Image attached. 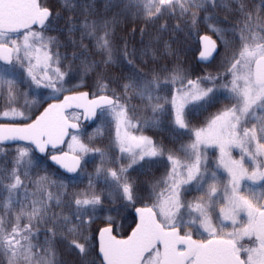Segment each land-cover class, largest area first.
Listing matches in <instances>:
<instances>
[{"label":"snow or ice","instance_id":"1","mask_svg":"<svg viewBox=\"0 0 264 264\" xmlns=\"http://www.w3.org/2000/svg\"><path fill=\"white\" fill-rule=\"evenodd\" d=\"M129 3L148 18L176 15L178 10L192 28L196 27L201 10L218 7L229 10L223 0H129ZM234 3V11L240 17L236 23L240 27L230 26L229 30L238 34L239 47L230 55V45L224 40L225 29L209 25V30L224 45L225 72L196 80L187 79L180 68L170 72L161 70L168 72L166 76L151 70V79L134 73L123 85L124 101L114 89H109L101 72L97 73L94 86L98 94L93 99H89L88 92L65 96L61 103L49 104L31 123L0 124V142L28 141L43 153L49 146L56 149L63 143L68 128L78 127L77 123L69 122L65 115L67 108H83L85 119L97 116L99 110L102 121L115 123V143L129 158L126 167L97 168L95 176L103 175L112 189L110 198L115 194L129 204H135L138 196L135 182L127 174L128 168L142 161L145 167H152L155 158L166 156L170 169L153 185L155 202L136 208L139 223L131 234L126 239H118L113 234L115 221L111 216L109 226L98 230L102 264H264V3L257 6L253 0L251 7L246 0H234ZM64 7L75 10L77 5L66 0ZM81 8L85 16L94 11L92 3H85ZM58 17L42 0H0V97L7 102L0 118L29 119L16 106L21 84L29 88L32 85L52 88L57 94L69 91L64 80L72 65L62 66V60L68 58L58 51L59 41L44 34ZM75 23L69 19L70 35L76 30ZM33 26L43 31L34 30ZM81 32V47L83 39L91 38L104 56L101 63L108 66L114 62L110 22L85 19ZM200 39L203 45L200 60L209 61L214 54L220 55L216 40L209 35H202ZM123 55L126 59L129 56L126 48ZM72 59L81 60L83 75L94 73L100 67L75 53ZM127 62L131 64L132 60ZM162 84H179L171 100L158 94ZM130 91L148 101L153 113L163 115L166 103L174 106L176 134L183 135L179 130H187L195 137L190 144L181 145L179 152L183 159L147 136L131 134L129 129L145 125L135 117V108L129 111L126 101ZM19 95L28 103L25 93ZM222 96L229 106L210 115L204 126L190 127L184 114L186 105L191 103L194 111L207 112L221 102ZM158 124L159 120L154 117L152 126ZM202 146L219 150L216 167L227 172V182L222 188L217 172L209 170ZM69 148L74 153H99L101 164H105V152L89 148L76 135L72 136ZM233 149H239V159L233 158ZM32 151L19 148L11 170H0V189L6 192L0 201V264H64L58 258L57 238L67 250L76 251L81 264H96L91 259L93 245L89 232L92 218L103 204L101 194L95 191L91 179L87 190L69 194L63 180H53L48 175L31 181L34 191L28 192L20 169L23 166V175L27 177L28 169L34 166ZM50 156L69 173L80 168V155L69 157L62 152ZM192 190L199 193L196 198L182 199V192ZM20 193L29 202L27 206L17 201ZM111 202L116 200L113 198ZM53 207H68L72 212L70 215L57 213ZM214 214L219 226L213 223ZM225 221L230 223L226 225ZM41 226L46 233L44 243H34ZM193 227L197 232L203 229L207 236L200 233V239H193L191 231L181 234L182 228ZM229 227L231 231H225ZM245 239L250 242L248 245L241 243Z\"/></svg>","mask_w":264,"mask_h":264},{"label":"trees","instance_id":"2","mask_svg":"<svg viewBox=\"0 0 264 264\" xmlns=\"http://www.w3.org/2000/svg\"><path fill=\"white\" fill-rule=\"evenodd\" d=\"M42 2L53 10L54 15L59 14V17L52 21L48 30L45 31V36L55 37L59 41L58 51L62 57H67V60H62V66L72 65V70L69 71L65 77L64 84L69 91H63L58 94V98H53L54 89L39 87L32 85L29 88L26 84L18 87L17 103L18 110L23 111L29 119L17 118L15 120H5L0 118V123H14L24 124L32 121L47 104L54 100L61 99L64 95L73 92L87 91L91 97L97 93L95 82L97 73H104L105 80L109 83V89H114L121 100L124 101L123 85L128 82V77H132L134 73H138L142 77L151 79V70L160 72L161 75H168V72L161 70L167 69L169 72L176 68H180L187 79L196 80L207 75H217L218 73L225 72L223 64L225 62V49L224 45L216 35L209 30V25L225 29L224 40L228 41L230 48L228 54L239 47L238 34L229 30L230 26L240 27L237 20L240 19L236 15L234 8V0H223L224 3L229 5V10L222 7L209 8L207 11L198 12V20L195 28H192L190 22L179 15L177 10L176 15H164L163 18H148L143 15L141 9L130 4L129 0H67L70 4L77 5L75 10L64 7L66 0H42ZM257 6L264 3V0H254ZM85 3H92L94 11L92 14L85 16L81 6ZM248 7L252 6L253 0H246ZM75 21V31L69 34V19ZM108 21L112 27V40L115 48L113 55V63L104 66L101 62L104 56L95 47V41L91 38L83 39V47H81V23L85 20ZM39 30V29H34ZM43 31V30H40ZM99 34V33H98ZM212 35L220 45V55L209 64L204 65L197 61V55L200 50L199 39L202 35ZM75 41V43H73ZM127 49L132 63L129 64L123 55V50ZM85 49L87 50L85 53ZM78 57H83L85 60L94 61L100 65L96 72L83 75L80 71L81 60L76 59L73 61V54ZM203 83V82H202ZM179 84H162L159 91L161 97L169 100L176 95V89ZM19 93L27 95L28 103ZM105 94L111 95V92ZM129 99L126 101L129 111L135 108V117L139 120L140 124L145 125L142 128H133L131 133L134 135H144L149 137L157 145H163L165 149L171 150L176 155H183L179 152L181 145L187 143L190 139V132L187 130H179L184 133L177 135L174 126L175 108L171 104H164V113H153L148 101L142 100L134 92L128 93ZM6 100L0 97V111L6 110ZM229 106L227 100L221 99L215 107L209 109L207 112L202 110H193L194 105L189 103L185 106L184 114L186 120L189 122L190 127L198 128L204 126L208 117L221 108ZM69 117L71 120L80 121L76 119L80 113L73 111L70 112ZM159 120V124L152 126L153 118ZM145 122H147L145 124ZM80 142L87 145L89 148H100L106 154L105 164H101L100 154L96 152H89L87 154L81 153L83 163L80 171L75 175H66L57 167L51 164L49 157H42L35 153V151L27 144H15L10 146L0 145V170L10 171L13 167L16 153L19 148L27 147L32 149L31 155L34 159V166L28 169V176L23 175L24 168L21 166L20 174L21 179L27 186L28 192L34 191L31 181L38 179L40 176L48 175L53 180H63L68 185V193L82 192L88 189L89 180L91 179L94 184V189L102 196L103 204L98 208L95 216L92 218V225L89 232L91 243L93 245L92 257L96 264H102V260L98 254V230L104 226L109 225V215H118L122 218L120 223L115 221L113 228L116 235L119 237H126L133 229L136 219L133 215V210L138 206H151L154 200V183L165 176L166 156L155 158L152 167H145V162L133 165L128 168V176L135 182L137 189L136 195L138 196L135 204H129L127 201H122L113 194L109 197V192L112 191L105 183L103 175L96 177L95 172L97 168L111 167L116 170L121 165L127 166L128 153H121L116 141V125L111 121H102L99 117L92 124H81V130L74 133ZM209 158L214 159L217 157L216 152H209ZM234 157L240 158L239 149H234ZM246 166L248 163L246 161ZM170 169V167H169ZM251 170V168H249ZM7 183V181H5ZM110 183V181H109ZM199 195L198 192L192 190L190 192H182V199L187 197H195ZM6 196V192L0 189V201ZM116 202L112 203L111 199ZM17 201H22L26 206L29 204L24 199L23 193L17 197ZM13 207H16L14 203ZM53 211L70 215L71 208L53 207ZM2 214V209H0ZM213 218L216 220L215 216ZM184 231H191L193 234L197 233L196 228L181 229ZM45 228L41 226L37 233L38 239L34 243L43 244L45 240ZM57 243L58 258L64 261V264H81L80 257L76 251H69L63 243Z\"/></svg>","mask_w":264,"mask_h":264},{"label":"water","instance_id":"3","mask_svg":"<svg viewBox=\"0 0 264 264\" xmlns=\"http://www.w3.org/2000/svg\"><path fill=\"white\" fill-rule=\"evenodd\" d=\"M33 28H37V26H33ZM37 29H38V28H37ZM204 35H209V34H204ZM209 36H211V35H209ZM211 37H212V36H211ZM212 39L216 40V39L213 38V37H212ZM216 42H217V51L219 52V50H220V48H219V43H218L217 40H216ZM199 43H200V51H201V50H202V47H203L201 39H199ZM200 51H199V53H200ZM199 53H198V55H197V61H198L199 63H201V64H204V65L211 64V63L214 61V59L217 57V55L214 54L212 60H209V61H202V60H200V58H199ZM81 92H87V91H81ZM79 93H80V92L69 93V94H67V95H65V96L78 95ZM65 96H64V97H65ZM64 97H63L62 99H60V100L52 101V102L49 103V104H53V103H61V102L63 101ZM89 99H93V98L90 96V94H89ZM49 104H48L45 108H47V107L49 106ZM45 108H44V109H45ZM44 109L41 111V113L44 111ZM71 111H78V112H80V113L82 114V118H81V123H82V124H86V123H88V124H92V123L96 120V118H97V116H98V113H99V110H97V116H95V117H90V118H88V119H85V116H84V109H83V108H77V107L73 106V107H69V108H67V109L65 110V115L68 116V113L71 112ZM41 113H40V114H41ZM40 114H38V115L35 117V119H36ZM68 118H69V117H68ZM35 119H34V120H35ZM34 120H32V121H34ZM32 121H31V122H32ZM31 122H29V123H31ZM69 122H70V123H77V124H78V127H77V128H68V129H67V135L64 137L63 143H61L60 145H58L56 149H52V148L49 146V148L47 149L46 152L41 153V152H39L38 149H35V146H34V145L30 144L28 141H22V140L3 141V142H0V144H1V145H4V146H10V145H15V144H19V143L27 144V145H29V146L32 147V149L35 151L36 154H38L39 156H43V157H45V156H47V154H48L49 151H59V150H63V148L65 147V145L67 144L68 140H69L70 137H71V133H72V132H78V131H80V129H81V125H80V123L75 122V121H72V120H70V119H69ZM0 124H2V123H0ZM25 124H26V123H25ZM18 125L23 126L24 124H18ZM62 152H63V153H68L69 157H71L72 155H75V154H72V153H70V152H68V151H66V150H65V151H62ZM62 152H61V153H62ZM61 153H59V154H61ZM59 154H57V155H59ZM50 162H51L55 167H57L58 169H60L63 173H65V174H67V175H75L76 173L79 172V170H80V168H81V165H82V159H81L80 168H79L75 173H69V172H67L66 169H64V168L61 167L59 164H57L55 161H53V160L51 159V157H50ZM137 208H138V207H137ZM134 216L136 217V221H137V222H136V225H137V224L139 223V215H138V213L136 212V208H135V210H134ZM136 225H135V227H136ZM135 227L133 228V230L135 229ZM133 230H132V231H133ZM132 231H131V232H132ZM113 234H114V232H113ZM130 234H131V233H130ZM130 234H129V235H130ZM114 235H115V234H114ZM129 235H128V236H129ZM128 236H127V237H128ZM127 237H125V238L117 237V238H118V239H126ZM98 253H99V234H98ZM99 256H100V258L102 259V256H101L100 253H99Z\"/></svg>","mask_w":264,"mask_h":264},{"label":"rangeland","instance_id":"4","mask_svg":"<svg viewBox=\"0 0 264 264\" xmlns=\"http://www.w3.org/2000/svg\"><path fill=\"white\" fill-rule=\"evenodd\" d=\"M22 85V84H21ZM79 92H81V91H79ZM74 93V92H73ZM58 94H60V93H58ZM58 94L57 93H54V95H53V97L54 96H58ZM78 119H80L81 120V115H79L78 116ZM5 120H8V119H5ZM80 122V121H79ZM133 129H129V131L131 132ZM131 134H133V133H131ZM134 135V134H133ZM72 144V137L70 138V140H69V142L67 143V145L65 146V150H67L68 152H70V153H72V154H75V155H80L81 153H74L70 148H69V145H71ZM188 144H190V143H185L184 145H188ZM201 151H202V153L206 156V159H207V164H208V167H209V170L210 171H216L217 172V175L220 177V179H221V188H222V186H223V184L224 183H226L227 182V172L223 169V168H217L216 166H217V164H218V161H219V156H220V153H219V150H218V148H216V147H205V146H202V148H201ZM216 152L217 153V157L215 158V160L212 158V159H210L209 158V152ZM234 149L232 150V156H233V158H235L236 159V157H234ZM83 163V162H82ZM165 170H169V167H170V163L167 161V159H166V163H165ZM81 167H82V165H81ZM247 167V166H246ZM81 169V168H80ZM250 170V169H249ZM80 171V170H79ZM184 187H186V188H189V189H191L192 188V185H186V186H184ZM198 195H196L195 197H186L185 196V200H187V201H192L194 198H196ZM134 211V210H133ZM182 212L184 211L183 209L181 210ZM109 216H111L112 218H113V220H115V221H117V223H120L121 221H122V218H120L118 215H109ZM213 216H215V214L213 215ZM213 223L214 224H216L217 226H219V221L218 220H215L214 218H213ZM226 225L227 224H229L230 222H228V221H225L224 222ZM195 228V227H194ZM225 231H231V228L229 227V228H226L225 229ZM185 232V231H184ZM183 232V233H184ZM200 233H203V229H200L199 230V232H197V233H195V234H193L192 233V236L193 237H196V238H198V239H200L201 238V235H200ZM203 236H207V233H203ZM241 243H244V244H246V245H248L250 242L249 241H247L246 239L245 240H243V241H241Z\"/></svg>","mask_w":264,"mask_h":264},{"label":"flooded vegetation","instance_id":"5","mask_svg":"<svg viewBox=\"0 0 264 264\" xmlns=\"http://www.w3.org/2000/svg\"><path fill=\"white\" fill-rule=\"evenodd\" d=\"M189 135H190V136H189L190 139H188L187 142H188V143H191V142L195 139V137H194L191 133H190ZM56 153H60V151L55 152V154H56ZM135 224H136V222H135ZM134 226H135V225H134ZM133 228H134V227H133ZM131 231H132V230H131ZM130 233H131V232H130ZM130 233H129V234H130ZM129 234H128V235H129ZM181 234H183V231H182V230H181ZM193 238H194V239H198V238H196V237H193Z\"/></svg>","mask_w":264,"mask_h":264}]
</instances>
